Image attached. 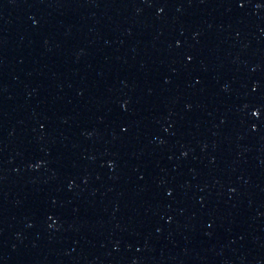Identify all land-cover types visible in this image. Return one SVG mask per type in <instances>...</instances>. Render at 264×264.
<instances>
[{
    "label": "water",
    "instance_id": "95a60500",
    "mask_svg": "<svg viewBox=\"0 0 264 264\" xmlns=\"http://www.w3.org/2000/svg\"><path fill=\"white\" fill-rule=\"evenodd\" d=\"M264 90V0H0V176L166 107Z\"/></svg>",
    "mask_w": 264,
    "mask_h": 264
}]
</instances>
